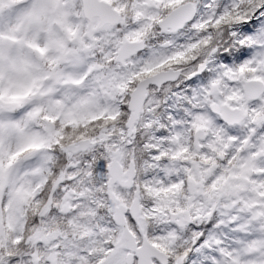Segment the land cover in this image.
Wrapping results in <instances>:
<instances>
[{
  "label": "snow or ice",
  "instance_id": "snow-or-ice-1",
  "mask_svg": "<svg viewBox=\"0 0 264 264\" xmlns=\"http://www.w3.org/2000/svg\"><path fill=\"white\" fill-rule=\"evenodd\" d=\"M0 264H264V0H0Z\"/></svg>",
  "mask_w": 264,
  "mask_h": 264
}]
</instances>
